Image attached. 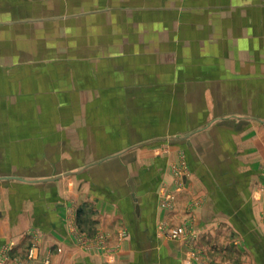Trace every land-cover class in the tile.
I'll return each instance as SVG.
<instances>
[{
	"label": "crops",
	"instance_id": "obj_1",
	"mask_svg": "<svg viewBox=\"0 0 264 264\" xmlns=\"http://www.w3.org/2000/svg\"><path fill=\"white\" fill-rule=\"evenodd\" d=\"M98 15L122 16L105 21L104 40L96 37ZM82 16L88 26L75 24L89 31L86 46H118L113 31L121 28L137 54L66 63L61 69L73 76L51 75L46 87L97 95L98 86L112 87L114 71H127L144 95L264 96V0H0V63H40L48 76L47 63H64L61 55H22L23 48L49 46L50 25ZM59 41L52 45H66ZM183 78L202 81H177ZM94 100L79 102L95 109ZM204 101L201 109L209 113ZM142 104L120 109H149ZM217 105L222 112L244 109ZM240 116L201 118L195 130L188 118L181 131L165 115L150 122L127 118L117 138L123 145L113 155L106 150L117 140H104L110 143L98 155L96 138L75 146L65 140L61 157L99 160L51 178L0 177V264H264L256 260V254L264 260L257 241L264 240V114ZM180 152L205 162H191L177 187L168 166ZM7 180L19 183L1 182ZM178 227L184 233L170 238Z\"/></svg>",
	"mask_w": 264,
	"mask_h": 264
},
{
	"label": "rangeland",
	"instance_id": "obj_2",
	"mask_svg": "<svg viewBox=\"0 0 264 264\" xmlns=\"http://www.w3.org/2000/svg\"><path fill=\"white\" fill-rule=\"evenodd\" d=\"M96 17V25L98 26L97 30H95L96 37L100 40H104L107 36V32L105 34L104 31L106 24L110 23L112 19H114V22H119L122 19V16L119 15H98ZM106 20L108 23L105 22ZM88 22L87 16H82L79 20L71 19V21H65L60 23V25H58L59 23L53 26L50 25L47 36L49 46H27L23 48L22 55L23 53L29 56L30 54L37 56L61 55V58H63L61 61H64V63H57L56 60L55 62L47 63L50 69L48 76H44L41 73L42 64L40 63H0V177H20L28 180L38 177L51 178L58 176L63 170L72 169L73 166L99 160V158L95 159L91 156L90 158L85 157L78 162H74L73 159L61 157L63 150L62 141L65 140L70 143V146L73 144L75 146L81 139L89 138L91 140L96 138L97 144L92 146L96 147V152L93 154L97 153V155L103 153L104 146H106V149L108 148L107 144L110 142L105 144L104 140H111L112 142L117 140L119 143L113 144L112 149L106 150V154L113 155L123 145L120 139L117 138L120 136L121 125L124 124L122 121H126L127 118L130 121L141 120L142 117H145V121L150 122L153 115L154 118L158 114L161 118L165 115V117L175 119L178 124L176 129L181 131L186 129V127L182 126V123L184 121L188 122V118L192 121L193 130H195L201 127L196 128V124L200 122L201 118L211 119L213 118L211 115L220 114L227 117L232 113L239 112L240 117H251L257 114H264V96L238 94H209L205 96L195 91L193 94L144 95L138 93L140 89L135 80L136 75L127 71H114L112 87L106 85L98 86L96 89L97 95L92 93L90 95H74L75 90L72 89L46 87L44 85L45 81L46 83L50 81L51 75L61 74L65 79L73 76L72 72L65 74L64 72L66 71L61 69V66L66 65V63L73 65L79 59H87L88 56L103 57L107 53L116 55L118 58L129 56L130 59L137 54L139 48L125 45L127 43L124 42H130V33L121 31V28L113 31V40L119 44L118 46H98L95 48L86 46V39L90 36L89 31L85 29L78 31V26L75 23H80V25L82 24L81 26H88L86 25ZM116 24L114 23L115 26ZM61 26L64 27L61 28ZM58 27L61 28L59 31H57ZM56 33L57 37L55 36ZM60 38H64L66 45L53 46L52 43L61 42L59 41ZM56 39L59 40L57 41ZM122 39H125V41ZM79 42L81 43L80 45H78ZM135 65V63L129 64V66ZM213 66L215 64H208L209 69H212L211 67ZM195 69L199 70L200 68L195 65ZM189 80L183 78L177 81L186 83ZM190 81L196 84L202 80L194 78ZM180 85L177 87L178 91L183 90L179 88ZM58 89H60L59 92ZM206 98L209 106H212L209 113L201 109L204 106V102H206L204 101ZM66 99H69V102H66ZM85 99H95L94 101L97 103L95 109H88L81 105L79 101L83 102ZM220 102L227 107L242 106L244 109L239 111L226 109L222 112L217 110L219 106L217 104ZM121 103H129L133 107H136V103H144L142 105L149 104L146 106L150 107L146 110L143 108L140 111H137L136 108L126 110V107L122 110L120 109ZM153 103L155 107L152 109ZM168 104H172L173 110L169 111L167 109L163 111V109H166L164 105ZM185 104H190L191 108L185 110ZM60 106L64 108L57 109ZM218 117L216 116L213 119ZM131 125L130 123L128 127H131ZM101 146L103 147L101 148ZM65 149H68V147ZM162 150L163 148L159 151L156 150L155 155L157 157L162 155ZM87 154H91V152ZM202 160L205 162V159L200 158V156L193 155L192 157V155L188 156L183 152L178 153L177 157L168 166L171 182L177 187H181L190 174V163H198V161ZM36 171L46 173L36 175L34 174ZM1 182L19 183L18 180ZM179 228L184 233V228L178 227L176 229ZM173 231L169 232L170 238H174L171 235ZM250 241L252 243V239ZM257 241L264 246V240L257 238ZM256 260L257 262H264L258 254H256Z\"/></svg>",
	"mask_w": 264,
	"mask_h": 264
},
{
	"label": "built area",
	"instance_id": "obj_3",
	"mask_svg": "<svg viewBox=\"0 0 264 264\" xmlns=\"http://www.w3.org/2000/svg\"><path fill=\"white\" fill-rule=\"evenodd\" d=\"M182 233V229L179 228V229H176L174 230L171 235L176 238L178 235H180ZM31 253L29 254V257H30ZM17 264H25V263H17Z\"/></svg>",
	"mask_w": 264,
	"mask_h": 264
},
{
	"label": "water",
	"instance_id": "obj_4",
	"mask_svg": "<svg viewBox=\"0 0 264 264\" xmlns=\"http://www.w3.org/2000/svg\"><path fill=\"white\" fill-rule=\"evenodd\" d=\"M0 179H4V178H0ZM20 180H22V179H20Z\"/></svg>",
	"mask_w": 264,
	"mask_h": 264
}]
</instances>
